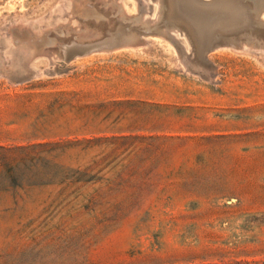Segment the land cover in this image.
<instances>
[{"label": "rangeland", "instance_id": "obj_1", "mask_svg": "<svg viewBox=\"0 0 264 264\" xmlns=\"http://www.w3.org/2000/svg\"><path fill=\"white\" fill-rule=\"evenodd\" d=\"M222 1L198 18L233 20ZM160 10L0 0V51L15 45L0 57V264H264V48L219 45L204 64L169 28L57 51Z\"/></svg>", "mask_w": 264, "mask_h": 264}, {"label": "water", "instance_id": "obj_2", "mask_svg": "<svg viewBox=\"0 0 264 264\" xmlns=\"http://www.w3.org/2000/svg\"><path fill=\"white\" fill-rule=\"evenodd\" d=\"M214 0H199L210 5ZM238 4L237 14L233 20L223 24L208 25L198 16L201 14L191 7L189 0H160L161 10L156 20L151 23L131 24L125 26L116 20L114 27L120 32L113 40L106 41L101 37L77 41L66 40L59 44L57 51L64 61L93 50H108L131 43L139 33H158L167 35L169 28L179 29L188 38L195 58L209 64L207 52L219 45L240 48L243 44L264 48V0H235ZM87 21L95 23L94 16L85 13ZM198 15V16H197ZM195 21H199L197 26ZM141 38H137L140 40Z\"/></svg>", "mask_w": 264, "mask_h": 264}, {"label": "bare ground", "instance_id": "obj_3", "mask_svg": "<svg viewBox=\"0 0 264 264\" xmlns=\"http://www.w3.org/2000/svg\"><path fill=\"white\" fill-rule=\"evenodd\" d=\"M199 0H194V5L192 4L191 6L195 8V10H198V12H200L203 15H207L208 13H212V12H217L219 11L220 6L223 4L222 0H214L213 3H211L210 5H205L202 4L201 2H198ZM230 3H235L237 4V8L239 7V4L235 1V0H230ZM112 33H109V35H111ZM111 38H108L106 41H110Z\"/></svg>", "mask_w": 264, "mask_h": 264}, {"label": "clouds", "instance_id": "obj_4", "mask_svg": "<svg viewBox=\"0 0 264 264\" xmlns=\"http://www.w3.org/2000/svg\"><path fill=\"white\" fill-rule=\"evenodd\" d=\"M6 47L0 51V57L3 58L4 61H9L13 58L15 45L12 43L11 38L5 39Z\"/></svg>", "mask_w": 264, "mask_h": 264}]
</instances>
